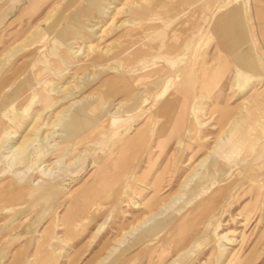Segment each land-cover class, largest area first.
I'll return each instance as SVG.
<instances>
[{"label": "rangeland", "instance_id": "1", "mask_svg": "<svg viewBox=\"0 0 264 264\" xmlns=\"http://www.w3.org/2000/svg\"><path fill=\"white\" fill-rule=\"evenodd\" d=\"M137 7L150 18L140 27L130 14ZM233 11L262 73L257 87L252 80L235 94L231 59L208 35L217 16ZM188 32L194 80L180 90L196 139L207 145L188 162L173 138L152 197L156 174L137 181L147 166L137 168V149L128 169L115 159L126 154L124 142L165 123L157 110L178 97L179 84L159 95L189 62L172 65L182 51L173 35ZM152 69L160 73L142 79ZM258 91L264 0H0V187L15 191L0 198V264H264V150L251 145L264 115L248 126L245 160L224 159L236 170L222 173L209 158ZM226 94L234 115L220 119ZM153 138L142 155H157ZM91 187L103 192L85 216L83 197L93 196L82 193ZM214 190L217 200L199 206ZM77 204L84 208L74 220Z\"/></svg>", "mask_w": 264, "mask_h": 264}, {"label": "bare ground", "instance_id": "2", "mask_svg": "<svg viewBox=\"0 0 264 264\" xmlns=\"http://www.w3.org/2000/svg\"><path fill=\"white\" fill-rule=\"evenodd\" d=\"M130 14L132 18L135 21H137V27H140L141 25L148 23L150 20L149 13L144 12L142 7H137L136 10L130 11ZM240 25L241 23L238 19V13H235L233 11L228 16H226V18H223V15L217 16L215 20L210 24L209 32H208V35L211 34L212 36H214L213 40L216 42V46L220 49V51H222L225 55H227L231 59L232 66L236 71L234 82H231L232 84L230 85V89L232 90L233 87L235 86H237V88L233 89V91L230 90L231 94H235L236 91L241 92L242 90L246 89L247 87L250 86V82L252 80L257 81V84H255V87H257L260 84V80H261L260 77L261 70L258 69L259 67L256 63L255 55L253 54L251 47L248 46L247 41L243 40L242 34L240 33L241 31ZM193 34H194L193 32H188L187 34L180 36L177 34L173 35L175 39L182 40V51L180 52L179 57L172 63V65L176 62L181 63L183 60L185 61L186 59L185 57H188L187 59H189V62L181 69L179 73L177 72V74L174 75L173 80H169L166 83L163 92L159 95L160 98H162L170 85L174 83L179 84V90L177 91L178 97L170 101H165L157 110V114L164 119L165 123L163 124V126L159 127V131L157 133L153 135H151L152 133L151 134L148 133L147 138L144 135H142L140 132H138L137 137H133L132 139H129L128 141L124 142V144L121 147V151L123 152L126 151V154L123 156L120 155L115 159L116 166H118L121 169H128L129 166L131 165L130 163L132 159L135 157L132 154L137 149V168L139 169V166L142 163H145L147 165L146 168H142V169L140 168L139 175L137 176V181H139L140 183H146V181L150 179L151 174L155 173V171L158 169L162 159L164 158L163 153L165 152V149H167L168 146L171 144L173 138L177 140V145L179 148L177 152L179 153L180 157L184 158L185 156H188L187 158L188 162L193 161L194 158L197 157V155L202 153L203 147L207 145V143H205V145H201L196 139L193 121L189 120L185 114L187 108L186 107L187 104L185 103L189 100L187 99L186 91L180 90L181 89L180 87L182 85L188 84L194 80L193 74L191 72H193L195 57L193 55L188 54L194 45L193 40L195 39V37ZM146 61L140 62V65L141 64L145 65ZM171 69L175 71L176 68H171ZM218 70L221 72V75L223 76L224 69L218 68ZM159 73H160L159 70L152 69L146 72L145 74H143L142 79H150L151 77L156 76ZM209 75L210 77H212L211 73H209ZM210 77L209 80L211 79ZM263 95L264 94L262 92L258 91L256 95L253 97L252 102L250 103V107H245L243 109L242 114H240L238 118L234 117V121L236 123L235 126L233 127V129L224 132L228 137H226L222 143L217 145V148L213 150L209 155L212 165L215 166L217 170H221L222 173L227 172L231 169L236 170L234 164L227 165L226 163L227 161L225 162V160L227 159L229 160V158H231L233 155H242L243 160H245V158L249 155L250 150H253V147H255L258 144L264 150V132H263L264 130H260V132L257 131V134L255 135V139L251 143V145L253 146V147L251 146L252 148L248 146L249 144L247 142V138H248L247 133L251 129V128L249 129L248 126L251 125V123L258 124L259 117L257 113L264 115V105L260 108V105L262 104H260L259 102V97H263ZM229 100L230 97L229 95L226 94L224 100V106L219 110L220 119H226L234 115V110L230 107V105H228ZM199 109L200 108L196 109L192 118L195 119L197 118L196 114L199 112ZM205 115H209L207 119L212 117L210 113H206ZM261 118L262 120L264 119L263 116H261ZM166 120L168 123L167 129H165ZM188 120L189 122L192 121L191 123L192 125L189 126V129L186 128V132H187L186 135L180 136L179 132L181 126L182 125L184 126L185 121ZM204 125L205 123L200 124L199 126L204 127ZM116 130L113 133H116ZM171 132L174 133L172 134L173 136L170 137L169 134ZM150 137L151 138L154 137L156 141V145H155L156 149H153L152 152L154 153L158 152V153L154 157L151 156V154L142 155L144 149L151 147L152 140L150 139ZM207 141L208 139L204 140L203 142H207ZM143 159L146 160L143 161ZM219 160L225 163L224 167L219 165ZM17 163H23V160L12 162L9 165V168L17 165ZM170 165H171V156H169V158L166 159L164 163L165 170L161 171L160 173L159 171L158 173H155L156 176L154 178V181L149 184L151 189L150 191H152L153 194L152 197H156L157 193L160 191L164 180L163 176L167 171L166 169L169 168ZM236 173H239V171ZM33 185L34 184H32V186ZM12 192L15 191H12L8 184L4 185L3 187H0V198L2 196L7 198L8 195H10ZM99 192H103L101 188L91 187L87 189L84 193H82L85 196L88 195L93 196L91 198L83 197V201L84 202L86 201V205L84 207L88 208V211L83 213L85 216H87V213H89L90 208L92 207L96 208L95 206L98 205L97 204L98 201L96 199L98 198ZM217 196H218L217 191L214 190L205 199L199 202L198 205L201 206L202 204H204V202L214 203L217 200ZM75 207L77 211L72 216L74 220L77 218L78 213L81 212L82 209L84 208L80 204H77ZM95 210H97V208ZM90 215H92V212L90 213ZM85 216L83 217V219L85 218ZM84 221L87 220L85 219Z\"/></svg>", "mask_w": 264, "mask_h": 264}]
</instances>
